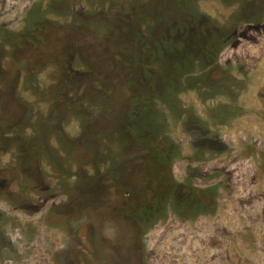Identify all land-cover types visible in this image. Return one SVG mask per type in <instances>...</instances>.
I'll list each match as a JSON object with an SVG mask.
<instances>
[{
	"label": "rangeland",
	"instance_id": "374dc122",
	"mask_svg": "<svg viewBox=\"0 0 264 264\" xmlns=\"http://www.w3.org/2000/svg\"><path fill=\"white\" fill-rule=\"evenodd\" d=\"M0 264H264V0H0Z\"/></svg>",
	"mask_w": 264,
	"mask_h": 264
}]
</instances>
